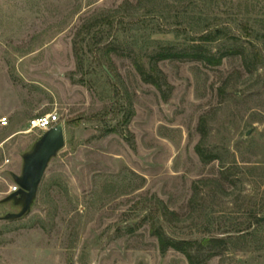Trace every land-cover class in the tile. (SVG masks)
I'll return each instance as SVG.
<instances>
[{
	"label": "rangeland",
	"instance_id": "rangeland-1",
	"mask_svg": "<svg viewBox=\"0 0 264 264\" xmlns=\"http://www.w3.org/2000/svg\"><path fill=\"white\" fill-rule=\"evenodd\" d=\"M216 28L235 39L207 44L213 53L264 57V0H0V264H189L161 253L152 224L227 240L207 264H264V64L161 61V91L136 69ZM47 114L65 146L28 214L4 220L22 210L5 200L44 134L29 121ZM164 207L180 219L165 222Z\"/></svg>",
	"mask_w": 264,
	"mask_h": 264
},
{
	"label": "trees",
	"instance_id": "trees-1",
	"mask_svg": "<svg viewBox=\"0 0 264 264\" xmlns=\"http://www.w3.org/2000/svg\"><path fill=\"white\" fill-rule=\"evenodd\" d=\"M245 30L248 35H251L248 31V27H245ZM221 39H235V37L232 36L230 31L226 28L203 30L197 38L198 43L188 45L184 48H176L174 46L165 47L152 56L153 64L150 66L149 70H146L139 62L136 63V69L143 82L150 84L161 91L163 87L167 85L163 74L161 72L159 73L157 68L158 63L161 61L186 60L200 62L206 66L219 67L222 65L225 58L239 56L248 73H252L259 67V65L264 64L263 55L260 50L255 47L250 51L243 46L234 45L227 47L224 51L216 54L208 49L207 44L214 43ZM75 46H77V44ZM200 132L201 141L197 146L199 157L205 164L218 160L217 155L207 152L203 147L207 138L206 123L204 119L201 120ZM223 179L228 180V176L223 174ZM161 217L167 223H174V221L180 219L179 215L170 212L166 207L163 208ZM258 223L262 222L258 219ZM150 233L158 240L162 254H166L168 251L173 250L184 255L189 264H207L212 259L220 256L228 247V242L224 238H204L200 241L173 239L166 234L161 225L159 226L157 224H152Z\"/></svg>",
	"mask_w": 264,
	"mask_h": 264
},
{
	"label": "water",
	"instance_id": "water-1",
	"mask_svg": "<svg viewBox=\"0 0 264 264\" xmlns=\"http://www.w3.org/2000/svg\"><path fill=\"white\" fill-rule=\"evenodd\" d=\"M65 146V128L62 123L44 132L30 152L24 155L22 174L14 176V182L20 190L12 194L5 202L16 200L23 203L18 214H10L4 220L21 219L31 209L47 168ZM264 220V219H263Z\"/></svg>",
	"mask_w": 264,
	"mask_h": 264
},
{
	"label": "built area",
	"instance_id": "built-area-1",
	"mask_svg": "<svg viewBox=\"0 0 264 264\" xmlns=\"http://www.w3.org/2000/svg\"><path fill=\"white\" fill-rule=\"evenodd\" d=\"M60 123V118L57 114H47L44 116L33 118L29 121V131L38 130L41 132H47ZM2 127L8 125L6 118L0 121ZM20 190L19 186L16 185L12 189V194L17 193Z\"/></svg>",
	"mask_w": 264,
	"mask_h": 264
}]
</instances>
